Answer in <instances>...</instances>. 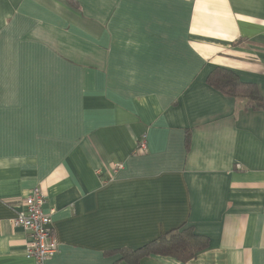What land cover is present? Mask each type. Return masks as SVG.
I'll return each mask as SVG.
<instances>
[{
	"label": "crops",
	"instance_id": "obj_1",
	"mask_svg": "<svg viewBox=\"0 0 264 264\" xmlns=\"http://www.w3.org/2000/svg\"><path fill=\"white\" fill-rule=\"evenodd\" d=\"M216 67L264 100V0H0V264H35L11 225L35 186L50 264L183 222L208 247L141 264H264V110L207 85Z\"/></svg>",
	"mask_w": 264,
	"mask_h": 264
},
{
	"label": "trees",
	"instance_id": "obj_2",
	"mask_svg": "<svg viewBox=\"0 0 264 264\" xmlns=\"http://www.w3.org/2000/svg\"><path fill=\"white\" fill-rule=\"evenodd\" d=\"M206 84L223 96L233 99L244 109L264 110V100L257 86L242 81L228 68L212 69L206 76ZM185 142L188 149V132ZM208 245L207 236L196 233L192 225L183 222L137 247H118L109 251L116 255L113 264H141L143 258L152 255L170 256L181 262H187L194 259Z\"/></svg>",
	"mask_w": 264,
	"mask_h": 264
},
{
	"label": "built area",
	"instance_id": "obj_3",
	"mask_svg": "<svg viewBox=\"0 0 264 264\" xmlns=\"http://www.w3.org/2000/svg\"><path fill=\"white\" fill-rule=\"evenodd\" d=\"M138 146L144 148V141L140 140ZM115 167L120 168L121 165ZM46 201L44 192L37 186L33 187L21 200L20 209L11 219L13 227H21L28 233L26 253L34 259L35 264H50L58 247L51 225L53 209L48 212L43 210Z\"/></svg>",
	"mask_w": 264,
	"mask_h": 264
}]
</instances>
